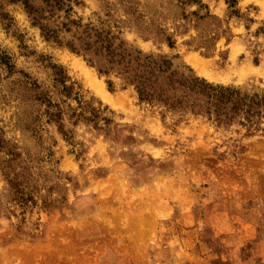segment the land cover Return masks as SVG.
Returning a JSON list of instances; mask_svg holds the SVG:
<instances>
[{
    "label": "rangeland",
    "instance_id": "rangeland-1",
    "mask_svg": "<svg viewBox=\"0 0 264 264\" xmlns=\"http://www.w3.org/2000/svg\"><path fill=\"white\" fill-rule=\"evenodd\" d=\"M0 264H264V0H0Z\"/></svg>",
    "mask_w": 264,
    "mask_h": 264
},
{
    "label": "trees",
    "instance_id": "trees-1",
    "mask_svg": "<svg viewBox=\"0 0 264 264\" xmlns=\"http://www.w3.org/2000/svg\"><path fill=\"white\" fill-rule=\"evenodd\" d=\"M134 71V68L130 65H127L126 68L123 69V72L128 74L129 76H132V73ZM162 71V70H159ZM155 77V80H153ZM133 82H137L139 85V92L143 99L145 100H152L154 97H160V94H157V91L160 92H165L163 86L158 84V76L154 72L153 68L148 70V72H145L143 75L140 74H135ZM153 90V91H152Z\"/></svg>",
    "mask_w": 264,
    "mask_h": 264
}]
</instances>
